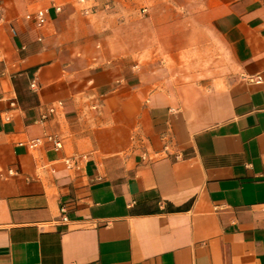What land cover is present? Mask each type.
Listing matches in <instances>:
<instances>
[{
  "label": "crops",
  "instance_id": "0c3cea01",
  "mask_svg": "<svg viewBox=\"0 0 264 264\" xmlns=\"http://www.w3.org/2000/svg\"><path fill=\"white\" fill-rule=\"evenodd\" d=\"M87 5L0 0V264H264V0Z\"/></svg>",
  "mask_w": 264,
  "mask_h": 264
},
{
  "label": "built area",
  "instance_id": "2783aa9c",
  "mask_svg": "<svg viewBox=\"0 0 264 264\" xmlns=\"http://www.w3.org/2000/svg\"><path fill=\"white\" fill-rule=\"evenodd\" d=\"M73 1L76 4L82 6L81 7V10H82L83 13L88 14L91 11V6H88L87 5L88 0H73ZM55 9L58 10L59 9V6H57ZM44 13H45V11L43 9L37 10L36 17H37L38 22L42 23L44 21ZM58 104L60 105L61 103L58 102ZM53 109L54 108L52 106H50L48 108V112L49 113L52 112ZM45 117H46L45 115L41 116L40 120L44 119ZM46 139L49 142H51V144H52V146H53V148L55 150L61 148V145H62L61 144V140L56 135H52V134L47 135L46 136ZM39 143H40V139L39 138H36V139H33V140L29 141L28 144H27V146L30 147V148H33V147L37 146ZM65 162L66 163H69L68 160H65ZM62 220H66V217L63 216L62 217Z\"/></svg>",
  "mask_w": 264,
  "mask_h": 264
}]
</instances>
